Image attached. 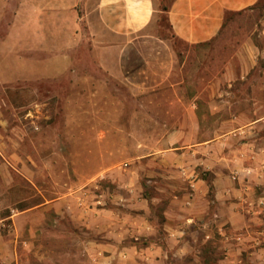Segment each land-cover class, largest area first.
<instances>
[{
    "label": "rangeland",
    "instance_id": "374dc122",
    "mask_svg": "<svg viewBox=\"0 0 264 264\" xmlns=\"http://www.w3.org/2000/svg\"><path fill=\"white\" fill-rule=\"evenodd\" d=\"M97 1L0 0V165L13 177L11 188L6 190L0 176V217L16 213V222L9 218L0 223V264H94L87 253L90 236L71 215L47 207L21 216L18 211L60 197L70 188L76 190L86 183L91 187L92 176L122 162H130V172L146 175L160 168V158H165L150 163L144 162L148 159L134 162L132 157H157L160 151L174 148L177 131L160 128L154 122L150 128H142L141 123L148 117L146 112L160 122L166 99L135 97L130 83L106 81L105 72L95 65L101 47L132 38L115 35L100 23ZM173 1L152 0L149 15L144 8L136 9V17L145 14L141 20L147 24L133 37L166 42L178 62L194 75L191 89L194 97H199L197 104L204 120L201 138H216L226 132L213 128L220 125L223 112L213 116L208 103L214 101L221 106L220 95L225 88L216 87L213 98L214 92L207 91V75L227 72V60L233 55L230 72L238 74L244 62L250 66L252 56L256 60L252 73L264 72V8L247 15H231L223 34L211 44L188 45L170 28L168 10ZM70 6L75 11L69 10ZM110 12L108 9L106 13ZM248 41L259 49L252 52L244 45ZM69 54L71 67L65 65ZM201 74L203 78L196 82ZM86 76L92 80L84 82ZM134 117L140 121L133 129ZM100 121L119 128L94 129ZM218 145L228 152L222 143ZM99 151L104 154L101 163L96 155ZM174 162L172 158L163 162L176 170L174 182L156 174H151L152 178L143 176L140 182L146 186V196L162 198L158 188L174 187L177 194L188 195L182 207L183 213H188L196 182L206 171L203 166L195 167L189 155L183 156L178 167ZM110 172L117 176L118 184L129 180L128 172L117 167ZM109 181L102 180L105 188L112 186ZM118 190L120 194L125 192ZM209 199H214L213 193ZM160 209L157 216L162 213ZM192 263L190 259L184 264Z\"/></svg>",
    "mask_w": 264,
    "mask_h": 264
},
{
    "label": "crops",
    "instance_id": "0c3cea01",
    "mask_svg": "<svg viewBox=\"0 0 264 264\" xmlns=\"http://www.w3.org/2000/svg\"><path fill=\"white\" fill-rule=\"evenodd\" d=\"M260 1L174 0L168 10V22L173 35L180 41L188 45L210 43L226 29L231 20L227 14H251L256 9H247ZM151 2L97 1L100 23L115 35L132 38L101 47L95 65L105 72L106 81L130 83L135 97L166 99L160 122L154 117L151 121L146 112L148 117L141 123L142 128H150V123L154 122L160 124V128L177 131L174 148L160 151L162 153L157 157L137 155L132 160L148 159L144 162L151 163L160 157L172 158L178 167L183 156L189 155L194 159L195 167L203 166L206 173L196 182L190 211L183 213L182 209L189 196L177 194L175 187L158 188L162 198L144 194L146 186L140 182L143 176L152 178L156 174L168 182L177 179L176 170L168 168L171 164H164L166 160L160 158V168L150 170L146 175L130 172L131 164L127 161L107 167L92 176L94 184L91 187L86 183L76 190L70 188L62 196L36 203L18 214L38 213L47 207L58 214L71 215L77 226L90 236L87 253L94 264H184L190 259L194 260L192 264H264V72L252 73L256 66L253 56L250 66L244 62L238 74L230 72L235 61L233 55L227 60V72L212 74V77L207 75V91L214 92L213 98L216 87L225 88L220 95L223 104L220 106L213 101L208 105L213 116L223 112L220 125L213 128L226 132L216 138H201L204 120L197 104L199 97H194L191 89L194 75L178 62L166 42L151 37H133L147 24L145 19L141 20L145 14L136 17V9L144 8L148 14ZM71 6L69 10L75 11ZM108 9L109 14L106 13ZM244 45L252 52L259 49L253 42ZM72 64L69 54L65 65L71 67ZM202 78L203 74L199 75L196 82ZM90 80L92 77L89 76L83 79L84 82ZM139 121L134 117L133 129ZM108 128L119 127L103 125L101 121L94 126L97 130ZM218 143L226 146L228 152L220 150ZM96 155L100 163L103 162V152ZM116 167L129 171V180L116 183L117 176L110 172ZM3 168L0 165V176L4 178L3 185L7 190L11 188L13 177ZM107 178L112 186L105 188L102 180ZM35 187L38 190V186ZM120 188L125 190L123 194H120ZM210 193L214 194L212 201ZM159 207L162 213L157 216ZM15 216L16 213L0 217V223L9 218L16 222Z\"/></svg>",
    "mask_w": 264,
    "mask_h": 264
},
{
    "label": "trees",
    "instance_id": "16d2710c",
    "mask_svg": "<svg viewBox=\"0 0 264 264\" xmlns=\"http://www.w3.org/2000/svg\"><path fill=\"white\" fill-rule=\"evenodd\" d=\"M263 1L264 0H261L256 6H254V7H251V8H249V9H247V10H255V9H258L259 7L260 8H264V4H263ZM237 15V14H241V13H231V14H227L226 16L227 17H229V15L231 16V15ZM227 20V19H226ZM211 43V42H210ZM205 44H209V43H205ZM205 44H201V45H205Z\"/></svg>",
    "mask_w": 264,
    "mask_h": 264
},
{
    "label": "built area",
    "instance_id": "2783aa9c",
    "mask_svg": "<svg viewBox=\"0 0 264 264\" xmlns=\"http://www.w3.org/2000/svg\"><path fill=\"white\" fill-rule=\"evenodd\" d=\"M13 213H14V211H13Z\"/></svg>",
    "mask_w": 264,
    "mask_h": 264
}]
</instances>
